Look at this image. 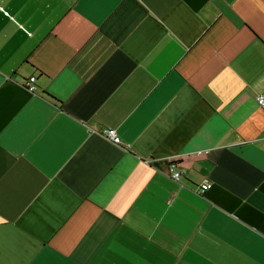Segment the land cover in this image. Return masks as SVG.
I'll list each match as a JSON object with an SVG mask.
<instances>
[{
	"label": "crops",
	"instance_id": "0c3cea01",
	"mask_svg": "<svg viewBox=\"0 0 264 264\" xmlns=\"http://www.w3.org/2000/svg\"><path fill=\"white\" fill-rule=\"evenodd\" d=\"M260 94L264 0H0V264H264Z\"/></svg>",
	"mask_w": 264,
	"mask_h": 264
},
{
	"label": "built area",
	"instance_id": "2783aa9c",
	"mask_svg": "<svg viewBox=\"0 0 264 264\" xmlns=\"http://www.w3.org/2000/svg\"><path fill=\"white\" fill-rule=\"evenodd\" d=\"M24 86L31 92L35 91L36 89L35 76L34 75L29 76L24 81ZM255 99L259 106L264 107V95L262 94L256 95ZM101 134L106 136V138H108L114 144H119L121 142L120 136L112 128H104ZM169 170H170V177L175 181H178L183 173L181 169L176 168L174 166H170ZM210 187H211V182L207 179H204L197 186V191L202 193L205 190L209 189Z\"/></svg>",
	"mask_w": 264,
	"mask_h": 264
}]
</instances>
